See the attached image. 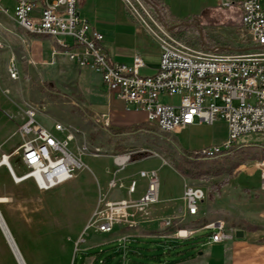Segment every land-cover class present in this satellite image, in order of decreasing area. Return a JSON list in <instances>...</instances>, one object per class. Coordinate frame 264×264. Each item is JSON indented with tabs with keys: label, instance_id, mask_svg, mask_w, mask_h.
Instances as JSON below:
<instances>
[{
	"label": "rangeland",
	"instance_id": "rangeland-1",
	"mask_svg": "<svg viewBox=\"0 0 264 264\" xmlns=\"http://www.w3.org/2000/svg\"><path fill=\"white\" fill-rule=\"evenodd\" d=\"M119 1L121 5H125L124 0ZM145 2V6L152 10L151 3ZM199 2L200 0H177V18H181L179 23H185L181 31L178 30L179 38L197 45L202 41H207L208 44L219 42L222 46L232 49L251 46L250 34L237 24L236 18L234 19L238 13L237 8L230 6L221 9L217 6L220 0H205L210 7L221 12L218 15L213 13V18L205 17L202 10L198 11ZM3 5L7 8V15L11 16L15 0H4ZM192 12L200 16V22L204 26V29L201 28L202 32L198 30L197 25L196 27L190 24L194 22L193 18L186 17ZM234 20L235 22H232ZM224 21L231 23L219 27ZM24 24L28 26L26 22ZM27 84L29 90L26 92L22 86L19 87L20 83H17V87H12L8 80L0 82L1 152H9L11 148L14 151L25 138L31 136L16 132L17 125L27 119L23 112L27 102L37 104L36 118L55 136L63 138L66 134V131L54 129V119H65L59 112L64 106L62 102H67V90L64 85L55 83L57 90L62 92L57 95L44 90L39 80ZM78 86L83 89L80 83ZM40 88L45 99L48 97L50 101L54 100V106L45 107L41 105L45 104L44 100L35 99L36 95L39 96ZM82 95L90 102L83 92ZM167 100V97L163 98L164 102ZM216 102L221 103L219 100ZM90 104L97 112L107 110L105 105L92 102ZM112 104L119 109L124 106L123 102L117 99H113ZM57 122L75 135L68 144V150L77 161L72 179L53 189L41 191L30 179L15 182L8 170L4 166L0 167V195L10 199L0 203V216L26 264H134L133 260L146 264H264V186L257 166V162H264V135L257 132L242 134L228 148L231 151L228 157L231 159L243 156V153L247 158V162L240 164L233 175L210 176L207 180L189 178L190 181H187L186 185L199 184L210 188L228 179L229 183L224 184L227 186L223 188L222 193L225 192L224 189H235V194L226 208L215 210L224 218L221 220L232 236L224 242L216 243L207 237L211 230L204 228L208 222H203L211 218L210 213L199 219V212L192 216H179L184 213L185 202L180 196L186 180L184 178L187 177L174 170L169 161L173 159L172 161L178 162L184 157L192 158L195 150L201 146L223 145L227 137L224 119H216L210 124L196 123L192 128H179L170 133L160 132L150 123L115 129L104 125L97 126L92 122L86 126L74 122ZM146 147L158 152L160 157H145L146 150L140 149ZM130 151L132 157L137 160L129 162L117 171L118 167L113 159ZM162 158L167 163L164 164ZM9 163L18 176L26 171L20 155L12 153ZM140 170H155L159 180L158 199L146 206L147 213L138 215L136 225L132 228L120 229L115 226L112 232L86 229L84 225L89 220L97 198L105 191L111 178H134L137 181L136 196L142 192L147 181L139 177ZM217 196L218 194L214 195ZM219 197L221 196L216 199L217 203ZM166 220L171 222L165 224ZM195 228L198 229L187 238L174 237L175 230ZM236 229L243 230V236L237 237ZM123 236H126V240L121 239ZM118 237L120 239H116ZM168 239H173L170 241V249H167ZM135 248L138 249L139 256L128 252ZM176 251L182 252L177 256L174 254ZM125 253L127 256L123 259ZM150 255L155 257H149ZM161 260L167 262H158ZM0 264H18L2 228Z\"/></svg>",
	"mask_w": 264,
	"mask_h": 264
},
{
	"label": "built area",
	"instance_id": "built-area-1",
	"mask_svg": "<svg viewBox=\"0 0 264 264\" xmlns=\"http://www.w3.org/2000/svg\"><path fill=\"white\" fill-rule=\"evenodd\" d=\"M129 13L143 25L160 47V59L152 75L142 76L139 69L143 61L134 54L130 64L110 62L101 46L103 35L91 27L86 19L77 14V0H50L37 6V0H15L13 15L18 21H26L28 31L47 32L67 44L64 37L76 43L75 51H64L68 59L79 67H87L100 75L107 90L118 98L135 105L145 114L146 121L155 128H168L169 133L187 127L195 122L212 123L224 119L227 137L223 145H209L196 149L200 151L217 149V156L224 152V145H231L245 133L257 132L264 135V0H238L240 25L250 34L251 46L232 49L220 44H189L176 37L167 23L160 20L153 9L145 6L146 0H124ZM231 0H220V6L229 8ZM38 16L32 17L33 10ZM0 10H7L1 5ZM7 71L12 79L17 78L14 61L10 59ZM178 95L176 103H166L161 97ZM217 100L221 103L217 104ZM26 121L17 125L16 132L30 134L14 150L20 155L26 171L15 182L30 179L41 191H47L72 179L76 159L68 150L73 132H66L63 138L55 136L35 118V105H28L24 111ZM103 117V125L108 119ZM54 129L65 131L61 123ZM86 147L84 146L83 149ZM97 150V149H96ZM11 154L2 153L0 164L10 167L7 160ZM116 162L119 168L130 161L128 152ZM114 159V160H115ZM264 186V163L257 162ZM139 177L145 178L146 188L138 199L131 197L137 181L130 179L126 190L128 197L112 199L108 190L123 188L124 183L111 178L107 191L100 193L85 228L96 232H112L116 227L132 228L138 215L147 213L146 206L158 199L159 180L155 171L140 170ZM204 198L202 188L185 185L183 200L188 215H195L199 202ZM171 220H166L169 224ZM211 232L208 239L221 243L232 235L222 220L204 226ZM184 233H181V232ZM192 230H175L174 237L185 238ZM125 239V236L121 237Z\"/></svg>",
	"mask_w": 264,
	"mask_h": 264
},
{
	"label": "crops",
	"instance_id": "crops-1",
	"mask_svg": "<svg viewBox=\"0 0 264 264\" xmlns=\"http://www.w3.org/2000/svg\"><path fill=\"white\" fill-rule=\"evenodd\" d=\"M146 1L148 3H151L153 12L157 17V8L163 7L160 12L162 21L167 23L171 32L176 37H178L177 33L181 31L182 25H184L185 23H179V20L181 18H177V0ZM45 2L48 3L50 2V0H37V6L43 5ZM3 4L4 0H1V5L6 8ZM77 5V14L81 18L86 19L91 27L95 28L103 35L101 46L107 53L108 60L110 62L130 64L132 62L133 55L138 54L143 61V66L139 69L140 75L148 76L152 75L156 71L160 59V47L157 41L152 38L151 35L148 33L146 28L141 25L138 21H136V19L129 13L125 5H121V2L119 0H77ZM198 5V11L202 10V14L204 13L205 17H212L213 13H217V15L218 13H221L218 11L217 8L213 9L212 7H210L211 5L207 4L205 0H200ZM217 6H220V4ZM220 8L224 9L221 6ZM6 12L7 10H0V82L8 80L9 85L12 87H17V83H20L19 87L22 86L24 88V91L27 92L29 90V84L27 83L39 80L43 84L42 88L44 90H47L51 94L57 95H61L62 92H59L57 90V85H55V83H62L64 85V89L67 90L65 95V97L67 98V102H62L64 106L62 107V110L59 109V112L65 116V119H54V123H58L57 121L74 122L76 124L86 126L88 123L92 122L95 125L100 126L103 125L102 115H104V117L108 119V126L104 127H110L115 129L126 128L129 126L145 125L148 123L146 121L145 114L142 110L138 109L133 104L125 102L124 100L118 98L113 92L107 90L99 74L92 72L87 67H79L75 61L68 59L67 55L64 53L65 50H63V48H61L57 44L55 37L28 31V26H26L25 24H19L13 14L9 16ZM188 14L190 13H187V15ZM222 14H224L225 16H229V14L225 12H222ZM196 15L198 14L192 12L191 15L186 17H191L194 19V22H191L190 24L196 26L199 23L200 28L198 30L202 32V29H204V26H202L203 23L200 22V16L197 17ZM31 16H38V10H33ZM238 16L240 18V13L238 14ZM224 25L225 24L223 22L218 26L222 28L224 27ZM64 39L66 43L70 46V48H74L72 46V38L66 36L64 37ZM203 43L208 44L207 41H202L201 44ZM215 44L220 43L215 42ZM10 59L14 61L16 67V79L10 78L7 71V65ZM79 83L83 89L78 86ZM38 91L39 96L36 95L35 99L44 100L45 104L41 105H44L45 107L47 105L54 106V100L50 101L48 97H46L45 99L43 92L41 93V88L38 89ZM82 92L84 93L85 97H88L90 99V102L105 105L107 110L97 112L91 106L90 102H88L83 97ZM22 97L24 98V94L22 95ZM164 97H167L169 99L165 101L166 103H176L179 98L178 95ZM164 97L162 96L161 99L163 100ZM113 99L122 101L124 104L123 109H119L113 106ZM28 105L37 104L34 102H27L25 110ZM36 116L37 114L35 113V118ZM36 120L38 122L40 121L37 118ZM39 123L45 128H47L46 125L41 121ZM196 123L197 122L190 124L187 127L192 128L196 125ZM65 131L68 132L66 128ZM74 137L75 135L73 136V138ZM205 146H201L200 148ZM12 149L13 148H11L9 152L0 151V155L2 153L12 154ZM145 150L147 152L145 157H150L154 155L160 157L159 153L151 148L149 149L146 147L140 149V151ZM132 158L121 168H119V166L113 159L115 165L118 167L117 171L123 169L129 162L137 160ZM162 161L164 164L167 163L164 158H162ZM170 166L172 165L170 164ZM172 168L176 170L173 166ZM113 178L121 180L124 183L125 187L114 188L107 191V182L104 192L107 191L108 197L112 199L128 197L126 186L128 185L130 179L134 178H129L128 180L117 178L116 176ZM184 179L186 180H184L183 189L184 186L188 183L187 181H190L189 178ZM226 181L228 185L229 180L227 179ZM227 185H222V187L219 184L220 188H218L217 190H214L213 186L207 188L205 187V185H195L197 187L202 188L204 191V198L199 202L198 205L199 211L197 212H199V215L197 216V219L204 218L205 215L208 213H210L211 215V218L209 220L203 222H208L204 226L214 224L215 221L221 220L222 215H218L215 210H224L226 208L225 206L227 205V203L231 200L232 195L235 194V189H233V187L231 191H229L228 189H224L225 192L222 193L223 188ZM145 188L146 186L144 187L142 192L136 196V187V190L134 193H132L131 197L133 199H138L140 196L143 195ZM182 194L180 198L183 200ZM215 194L221 196L219 197L220 199L218 203L216 201L218 196L214 197ZM206 196L208 197L207 199L205 198ZM183 212L184 213L179 214V216L188 215L186 213L185 205L183 207ZM222 222L224 221L222 220ZM196 229L198 228L192 229V231L194 232ZM245 235H247V231H245ZM116 239H120V237Z\"/></svg>",
	"mask_w": 264,
	"mask_h": 264
},
{
	"label": "trees",
	"instance_id": "trees-1",
	"mask_svg": "<svg viewBox=\"0 0 264 264\" xmlns=\"http://www.w3.org/2000/svg\"><path fill=\"white\" fill-rule=\"evenodd\" d=\"M231 7L237 8V16H234V19L236 18V22L238 25H240V18L238 16V14L240 13V9H239V2L238 1H233ZM218 8H220V6H218ZM163 9V7H159L157 8V13H158V17L160 20H162L161 16H160V12ZM197 17H199V15H196ZM232 22H235L232 21ZM231 22H227L224 21V24L229 25ZM198 27L200 28V24H197ZM244 152V151H242ZM231 154V151H229L226 154H223L221 156H215L212 158H203L202 155H200V157L196 156V153H193L192 158H188V157H184L181 160L177 161H172L173 159H171V162L169 161V163L178 171L180 172L184 177L187 178H195V179H199V180H207L210 176H220L222 174H228L229 176L234 174V170L240 165V164H244L245 162H247V158L243 153V156H236L235 158H230L228 157ZM219 157V158H218ZM262 159V158H261ZM260 159V160H261ZM255 160V159H254ZM227 181H223L222 183H220V186L226 184ZM219 185L213 186L214 190H217L218 188H220ZM209 235H207L208 237ZM189 237V236H188ZM187 238V237H185ZM176 239V238H175ZM126 240V237L125 239ZM169 240V245H167V249L171 248V244L170 241L173 239H168ZM119 251V248H118ZM129 253H132L133 256H139L140 253L138 251L137 248L135 249H130L128 250ZM127 252V253H128ZM182 251H176L174 254L175 255H179L181 254ZM127 253L124 254V258H126ZM149 257H155L154 255H150ZM164 262H167L165 260H163ZM158 261V262H163ZM176 261V260H173ZM172 261V262H173ZM177 261H181L179 259H177ZM134 264H146L144 262H136L134 261Z\"/></svg>",
	"mask_w": 264,
	"mask_h": 264
},
{
	"label": "bare ground",
	"instance_id": "bare-ground-1",
	"mask_svg": "<svg viewBox=\"0 0 264 264\" xmlns=\"http://www.w3.org/2000/svg\"><path fill=\"white\" fill-rule=\"evenodd\" d=\"M17 22L19 24L23 25L26 21H18L17 20ZM34 33H36V32H34ZM40 34H46V35H48L47 32H40ZM56 41H57V44L62 48V42L60 40H58V38H56ZM72 46L74 48H70V46L68 44H64V50L65 51H75L76 50V43H73ZM157 129L160 132L169 133V129L168 128H157ZM233 143L234 142H232L231 145H224V152L223 153H220V155H223V154L228 153V151H229L228 148L231 147L233 145ZM13 153H14V151H13ZM194 153H196V152H194ZM200 155H202L205 158L215 157V156H217V149H210L209 151H200ZM120 160H121L120 157H118V158L115 159L116 162H119ZM7 162H8V165L10 167V171H9L10 176L11 177H14V178H16V180H18L19 179V176L16 174V172L12 168L11 164L9 163V160H7ZM75 164L77 165V161L75 162ZM1 165H3V163L0 164V167H2ZM8 200H10V199H8L6 196H4L2 194L0 195V203L6 202ZM1 228H2L3 233L8 238V244H10V246H11V248L13 250V253L15 254V256H16V258L18 260V263L19 264H26L25 261H24V259H23V257H22V255H21V253H20V250H19L18 246L15 243V240H14L13 236L11 235V233L9 232V230L7 229V227H5V224L3 223L2 219H1V216H0V229ZM181 233H184V232L182 231Z\"/></svg>",
	"mask_w": 264,
	"mask_h": 264
},
{
	"label": "water",
	"instance_id": "water-1",
	"mask_svg": "<svg viewBox=\"0 0 264 264\" xmlns=\"http://www.w3.org/2000/svg\"><path fill=\"white\" fill-rule=\"evenodd\" d=\"M3 234H4V233H3ZM235 235H236L237 237H241V236H243V230H241V229H236V230H235ZM4 237H5V239H6L7 243H8V238L6 237L5 234H4ZM8 245H9L11 251H12V254H13L15 260H16L17 263H18V260H17V258H16V256H15V254L13 253V250H12L10 244H8ZM18 264H19V263H18Z\"/></svg>",
	"mask_w": 264,
	"mask_h": 264
}]
</instances>
